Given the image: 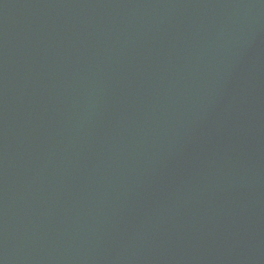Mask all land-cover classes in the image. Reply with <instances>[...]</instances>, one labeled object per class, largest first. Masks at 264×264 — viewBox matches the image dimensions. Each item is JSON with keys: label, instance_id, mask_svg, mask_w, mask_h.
I'll use <instances>...</instances> for the list:
<instances>
[{"label": "water", "instance_id": "water-1", "mask_svg": "<svg viewBox=\"0 0 264 264\" xmlns=\"http://www.w3.org/2000/svg\"><path fill=\"white\" fill-rule=\"evenodd\" d=\"M0 264H264V0H0Z\"/></svg>", "mask_w": 264, "mask_h": 264}]
</instances>
